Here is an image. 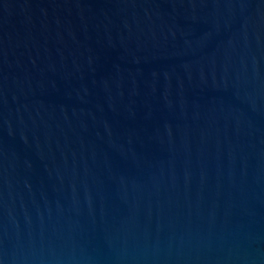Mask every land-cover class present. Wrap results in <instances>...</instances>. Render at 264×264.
<instances>
[{
	"label": "water",
	"instance_id": "obj_1",
	"mask_svg": "<svg viewBox=\"0 0 264 264\" xmlns=\"http://www.w3.org/2000/svg\"><path fill=\"white\" fill-rule=\"evenodd\" d=\"M0 264H264V0H0Z\"/></svg>",
	"mask_w": 264,
	"mask_h": 264
}]
</instances>
